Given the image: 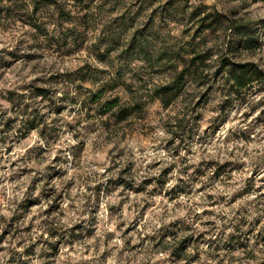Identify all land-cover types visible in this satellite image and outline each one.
<instances>
[{
	"label": "rangeland",
	"instance_id": "obj_1",
	"mask_svg": "<svg viewBox=\"0 0 264 264\" xmlns=\"http://www.w3.org/2000/svg\"><path fill=\"white\" fill-rule=\"evenodd\" d=\"M57 2L0 1V264H264V84L152 96L194 50L264 68V0Z\"/></svg>",
	"mask_w": 264,
	"mask_h": 264
},
{
	"label": "trees",
	"instance_id": "obj_2",
	"mask_svg": "<svg viewBox=\"0 0 264 264\" xmlns=\"http://www.w3.org/2000/svg\"><path fill=\"white\" fill-rule=\"evenodd\" d=\"M11 1V0H0ZM82 2L83 0H78ZM57 0H33V7L28 14L30 20L34 19L39 6H49L57 5ZM36 18L33 21V29L36 33L43 35L46 34V28L41 24L36 22ZM236 22V20H235ZM208 53L202 51H192L188 57L180 58V67L174 70V73L170 81L164 85L155 86L153 88L152 96L156 98L163 108H168L171 104L186 97V95H191L197 89H201L209 78L216 79L219 75L223 73L226 75L227 80L230 83V89L234 90L235 93L239 94L245 92L249 89H254L264 84V68H261L255 62H249L244 64H224L223 62L219 65L217 69L211 72L208 63ZM226 61V60H225ZM227 69V70H224ZM72 74L63 75L64 83H74V79H71ZM190 85L191 89H187V85ZM51 89L44 86H34L32 90V98L45 99L51 97ZM190 96L186 106H191L193 102V97ZM103 91L99 90L96 93H92L90 101L93 104L98 105V111L100 115H109L113 122L126 121L133 111L141 112L143 107L142 104L134 100L131 103H122L119 97H110L103 99ZM61 102L68 103V100L64 97H57ZM9 101L15 106L16 102L14 98H9ZM21 104H17V109H21ZM25 113L28 114L27 106L23 105ZM187 114H175L172 118L174 126L181 125L185 121ZM31 118V117H29ZM33 128V126H32ZM181 253L183 249L175 250L172 255L176 258H181Z\"/></svg>",
	"mask_w": 264,
	"mask_h": 264
}]
</instances>
